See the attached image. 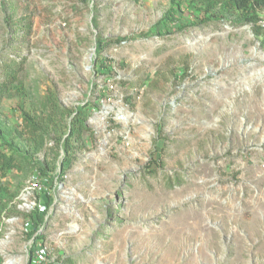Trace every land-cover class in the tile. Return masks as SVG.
Returning <instances> with one entry per match:
<instances>
[{
    "label": "rangeland",
    "instance_id": "374dc122",
    "mask_svg": "<svg viewBox=\"0 0 264 264\" xmlns=\"http://www.w3.org/2000/svg\"><path fill=\"white\" fill-rule=\"evenodd\" d=\"M212 1L0 0V132L24 155L3 148L0 264L31 259L17 197L35 173L49 260L264 264V37ZM173 6L186 28L156 33ZM51 90L88 114L64 147Z\"/></svg>",
    "mask_w": 264,
    "mask_h": 264
},
{
    "label": "trees",
    "instance_id": "16d2710c",
    "mask_svg": "<svg viewBox=\"0 0 264 264\" xmlns=\"http://www.w3.org/2000/svg\"><path fill=\"white\" fill-rule=\"evenodd\" d=\"M218 3L219 2H217V0H214L209 4L216 5ZM221 4L223 10H228L231 13L240 12L246 22L253 23L257 26L256 34L258 36L264 37V26L258 24L261 18L260 15L262 12H264V0H222ZM178 12L179 7L173 6L172 9L165 14L163 19L155 26L156 33L166 32L168 34H172L174 32L172 27L175 25L177 26L176 28H178V30L186 28V25L183 23L182 19L177 17ZM121 40L122 39H115L112 40V42L120 43ZM107 44L108 43L105 41V39H98V55H100L101 52L108 46ZM104 60L105 58H102V60L99 62L96 60V64L98 62V68L100 67L104 71H107L108 67H106L104 64ZM45 98L48 101L53 118L55 117L52 120L54 122L56 121L57 124L60 123V120L65 122L62 129L60 131L57 130L56 133L58 134L55 138L57 145H60L61 142H63L64 147L72 138L80 137L82 133L88 128V114L86 113L84 106L78 107L74 110L62 107L58 102L55 92L52 90L46 93ZM68 119L70 120V124L67 126L66 122ZM66 126L68 127L67 131H65ZM3 148H9L21 156L24 155L16 145L13 143H7L3 134L0 132V177L5 178L8 177L11 171L16 167V162L13 155H7L3 152ZM66 153H68V148L66 149ZM32 168L30 170H32ZM38 168L40 169V174L42 177L50 173L44 165H40ZM0 191L3 192L2 189H0ZM0 207H3V205ZM43 216V214L37 213L35 218L33 215H31L35 222L34 229H37L36 225L39 227V225L43 223ZM34 229L33 232H35ZM33 232L30 233V235L33 234Z\"/></svg>",
    "mask_w": 264,
    "mask_h": 264
},
{
    "label": "built area",
    "instance_id": "2783aa9c",
    "mask_svg": "<svg viewBox=\"0 0 264 264\" xmlns=\"http://www.w3.org/2000/svg\"><path fill=\"white\" fill-rule=\"evenodd\" d=\"M109 88H114V85L109 82ZM132 94L136 97H141V89L138 86L132 88ZM113 113V111H111ZM114 119L116 123H124L128 121V111L126 107L118 109L114 112ZM264 167V164H263ZM47 192L46 183L39 177L38 174H34L30 180L27 182V185L24 187L23 191L17 197V200L20 202L19 208L28 211V214L33 215L36 218V214H43L44 219L46 220L47 206L42 203L41 195ZM27 216L21 225V229L26 235L32 237L34 240L33 246L31 248V259L27 260L26 264H63L62 261H57L54 259H48V247L42 240L40 235L42 224L39 227H35L34 219L31 216ZM12 221L14 219H11ZM33 229L35 232H33ZM30 235V233H32ZM11 260L14 262L11 263ZM5 264H22L16 259H9Z\"/></svg>",
    "mask_w": 264,
    "mask_h": 264
},
{
    "label": "bare ground",
    "instance_id": "6f19581e",
    "mask_svg": "<svg viewBox=\"0 0 264 264\" xmlns=\"http://www.w3.org/2000/svg\"><path fill=\"white\" fill-rule=\"evenodd\" d=\"M14 262V261H13ZM12 260H11V263H13Z\"/></svg>",
    "mask_w": 264,
    "mask_h": 264
}]
</instances>
